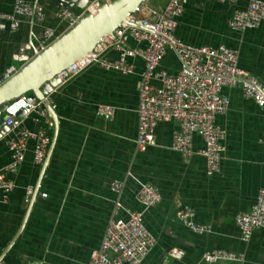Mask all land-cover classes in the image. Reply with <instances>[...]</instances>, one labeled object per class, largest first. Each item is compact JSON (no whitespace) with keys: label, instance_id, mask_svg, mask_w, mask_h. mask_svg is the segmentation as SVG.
<instances>
[{"label":"crops","instance_id":"1","mask_svg":"<svg viewBox=\"0 0 264 264\" xmlns=\"http://www.w3.org/2000/svg\"><path fill=\"white\" fill-rule=\"evenodd\" d=\"M15 0H0V12L11 13ZM45 15L42 23L18 18L12 30L0 19V77L20 70L36 55L45 28L62 36L70 29L57 18L72 0H26ZM153 1V0H152ZM150 7H165L169 0H154ZM264 1V0H262ZM101 0H79L87 6L71 9L82 16L85 9ZM218 0H184L185 11L174 30L177 39L191 46H227L239 54V65L264 84V23L243 32L229 26L236 11L245 9ZM130 47H144L126 36ZM115 49L106 58L117 59ZM134 74L125 75L94 64L46 96L58 124L46 113H33L22 120L32 131H44L50 138V157L45 165L34 161L35 143H28L26 159L17 174L6 173L15 183L7 203L0 206V257L14 241L0 264H90L92 252L102 245L114 213L116 201L128 209L143 211L145 224L157 240L141 264H208L202 256L211 250L243 254L242 264H264V229L255 230L245 241L236 216L251 211L264 188V112L244 96L241 87H226L223 94L229 108L217 117L227 132L221 172L207 175L205 160L194 156L185 160L171 149L175 122L157 127L154 143L144 152L137 149L140 75L144 61L129 58ZM161 68L176 74L179 57L168 50ZM112 105L116 114L107 120L97 107ZM203 142L194 139V148ZM48 156V153H47ZM47 158V157H46ZM11 161L5 138L0 140V169ZM139 181L155 185L162 194L159 205L145 209L137 200ZM123 183L121 194L111 190ZM33 190L30 194L29 190ZM46 194V197H43ZM189 206L198 224L212 228L196 234L177 217ZM179 250L182 257L172 256ZM220 264H235L225 262Z\"/></svg>","mask_w":264,"mask_h":264},{"label":"built area","instance_id":"2","mask_svg":"<svg viewBox=\"0 0 264 264\" xmlns=\"http://www.w3.org/2000/svg\"><path fill=\"white\" fill-rule=\"evenodd\" d=\"M101 0L88 6L83 15L75 14L71 9L58 11L57 18L73 28L85 15L96 11L99 4L111 2ZM222 3L236 4L244 1L245 9L236 11L229 26L235 31H246L264 23V1L262 0H218ZM184 0H169L165 7L145 5L132 16L130 23L118 27L113 35L98 43L87 56L75 62L58 76L62 82L77 76L91 65L98 64L103 69L117 71L125 75L135 73L129 58L139 57L144 61L145 69L139 82V125L136 141L137 149L144 152L156 138L157 127L162 123L175 122L178 130L174 132L171 149L185 160L200 156L205 160L206 172L214 176L221 172L223 153L226 149V130L217 124V117L227 112L229 98L223 94L226 87H241L245 97L253 100L264 112V84L239 65V54L227 46H191L180 42L174 34L179 18L184 14ZM25 17L32 22L42 23L45 15L32 7L26 0H15L11 13L0 12V19L10 22L12 30L18 27V18ZM126 36H131L137 44L144 47H130ZM61 36L50 28H45L43 38L36 54L45 50ZM115 49L117 59L106 58L109 50ZM168 50L177 54L181 69L176 74L168 73L161 64ZM16 71L11 70L12 75ZM47 100V98H46ZM44 101H31L27 95L12 100L5 113L9 127L5 138L11 154L10 163L0 169V206L7 203L15 183L6 177V173L17 174L26 159L28 143H35L34 161L43 164L46 160L50 138L44 131H32L22 126V120L33 113H46ZM21 111L25 112L19 117ZM97 114L111 120L116 114L112 105L102 104L97 107ZM19 119V121H17ZM199 136L203 146L194 148V139ZM111 190L121 194L123 183L114 182ZM32 194L33 190H29ZM43 194V197H46ZM138 202L145 208H152L162 201L160 190L151 183L139 181ZM124 211L126 218H112L108 224L102 245L92 252L90 264H141L157 240L145 224L143 211L125 208L120 199L116 201L114 213ZM178 219L196 234L210 233L208 225L195 221V211L186 206L177 212ZM236 223L245 241L250 240L255 230L264 229V188L261 189L251 211L239 213ZM172 256L182 257L179 250ZM202 259L208 264L231 262L242 264L243 254L226 250H211L203 254ZM30 264H45L32 262ZM165 264H169L165 262Z\"/></svg>","mask_w":264,"mask_h":264},{"label":"water","instance_id":"3","mask_svg":"<svg viewBox=\"0 0 264 264\" xmlns=\"http://www.w3.org/2000/svg\"><path fill=\"white\" fill-rule=\"evenodd\" d=\"M152 0H112L99 4L93 13L83 16L67 33L58 38L45 50L37 53L27 64L14 74H4L0 77V140L8 132L6 121L9 116L5 113L12 100L22 95L30 94L31 101H44L50 117L55 125L58 118L53 106L46 96L61 85L59 74L75 62L91 53L94 47L103 39L113 35L114 31L124 23H130V18L138 13ZM79 0H72L65 6L85 8ZM25 115L24 111L19 117ZM19 121V119H17ZM51 149L45 161L47 164ZM15 241V240H14ZM14 241L0 257L2 259L11 249Z\"/></svg>","mask_w":264,"mask_h":264},{"label":"rangeland","instance_id":"4","mask_svg":"<svg viewBox=\"0 0 264 264\" xmlns=\"http://www.w3.org/2000/svg\"><path fill=\"white\" fill-rule=\"evenodd\" d=\"M153 2H155V1L153 0L152 3H153ZM26 95H27V97H28L30 94H26Z\"/></svg>","mask_w":264,"mask_h":264}]
</instances>
